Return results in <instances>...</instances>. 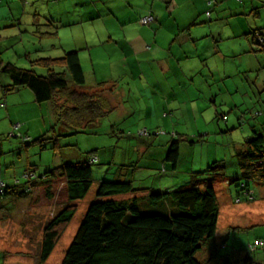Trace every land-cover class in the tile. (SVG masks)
<instances>
[{
  "label": "rangeland",
  "instance_id": "374dc122",
  "mask_svg": "<svg viewBox=\"0 0 264 264\" xmlns=\"http://www.w3.org/2000/svg\"><path fill=\"white\" fill-rule=\"evenodd\" d=\"M51 2L53 5L49 0H0V63L9 62L46 74L45 67L32 61L63 56L67 41L62 44L57 37L53 38L56 33L45 34L53 32L47 21L49 10L61 12L62 5L56 0ZM260 16L264 19V10ZM243 60L245 63L244 57ZM231 81V92H221L217 102L218 114H226L227 121L219 119L211 103V109H204L198 117L186 109L182 116L175 114V123L151 119L161 122V127L153 128L139 107L127 117L107 115L98 124L78 131L66 122H58L51 103L36 102L30 88L12 90L10 76L0 67V102L4 101L2 88L8 87L9 100L22 103L13 117L0 106V182L12 184L28 170L41 175L66 162L83 161L92 152L99 157L92 165L93 184L88 195L72 202L77 205V212L45 262L41 261V247L47 224L69 204L65 182H51V186L43 183L27 197L9 195L0 202V264H61L102 180L134 176L136 186L142 188L153 184L163 188L181 186L191 179L193 171H204L214 161L219 162L216 172L220 174L216 182L220 214L215 248L203 246L197 257L202 264H235L240 258L249 257L246 253L254 245V256L259 264H264V185L256 186L254 201H236L237 183L243 179L237 152L252 134V127L264 123V68L257 65L253 71L236 74ZM192 104L188 108L193 109ZM110 122L118 123L113 127ZM144 128H150L151 144L141 150L140 131ZM21 134L28 136L26 144L19 137ZM178 134L195 143L183 141L177 168L173 170L166 162L168 168L164 170L167 142ZM121 197L124 196L118 198ZM142 209L148 212L143 204ZM219 250L225 255L241 251L242 255L220 256Z\"/></svg>",
  "mask_w": 264,
  "mask_h": 264
},
{
  "label": "trees",
  "instance_id": "16d2710c",
  "mask_svg": "<svg viewBox=\"0 0 264 264\" xmlns=\"http://www.w3.org/2000/svg\"><path fill=\"white\" fill-rule=\"evenodd\" d=\"M215 3L209 5L208 11H212ZM248 36L254 49L264 51V29L254 30ZM32 62L45 67L47 73L39 74L33 68H21L9 62H1L0 67L10 76L12 90L25 86L33 91L36 102L51 103L58 122H66L75 130L84 131L114 111L106 95V82L90 88L86 86L78 50ZM9 90L3 87V96ZM0 106L6 107V101L0 102ZM218 116L224 121L228 119L224 113ZM144 129L146 132L142 133ZM144 129L140 131V140L149 143L150 129ZM251 133L243 148L237 152L243 179L237 183L236 201H254L256 186L264 185V123L253 126ZM183 136L178 134L167 142L168 149L162 164L168 166L167 163H170L173 170L179 164L181 143L190 141ZM19 137L23 143H27V135L21 134ZM190 143L194 144L195 141ZM93 158L97 159L94 161ZM98 159L92 152L83 161L66 162L41 175L28 170L22 179L12 184L1 180L0 202L9 195L27 197L34 187L43 183L51 186V182H65L69 204L47 224L41 247L42 262L51 256L62 232L77 212V205L72 202L88 195L93 184L92 165ZM218 164V161H214L204 171H193L191 179L181 186L163 188L153 184L142 188L136 186L134 176L100 181L96 198L89 204L61 264H202L197 257L201 248H215L220 214L216 190L220 176L216 172ZM166 165L164 170L168 168ZM235 182L237 179L232 181ZM139 190H143V194ZM142 204L148 212L143 211ZM253 246L246 253L249 257L240 258L235 264H251L253 260L259 264L260 260L252 252ZM233 253L242 255L241 251L225 255L219 250L220 256L227 257Z\"/></svg>",
  "mask_w": 264,
  "mask_h": 264
},
{
  "label": "crops",
  "instance_id": "0c3cea01",
  "mask_svg": "<svg viewBox=\"0 0 264 264\" xmlns=\"http://www.w3.org/2000/svg\"><path fill=\"white\" fill-rule=\"evenodd\" d=\"M56 1L61 12L47 14L53 38L67 41L63 54L79 51L88 88L106 82L114 106L109 116L127 117L140 107L155 128L161 122L151 119L175 123V114L186 109L198 117L211 103L218 116V95L231 90V78L264 68V51L248 36L264 29L263 0H214L211 18L208 0ZM148 13L155 20L143 25L140 18ZM7 95L6 113L13 117L22 103Z\"/></svg>",
  "mask_w": 264,
  "mask_h": 264
},
{
  "label": "built area",
  "instance_id": "2783aa9c",
  "mask_svg": "<svg viewBox=\"0 0 264 264\" xmlns=\"http://www.w3.org/2000/svg\"><path fill=\"white\" fill-rule=\"evenodd\" d=\"M208 4L209 5H213L214 4V1L213 0H209L208 1ZM207 16L208 17H210L211 16V12L210 11H207ZM155 20V17H154V15L152 14V13H148V14H146V15H144V16H142L141 18H140V22L143 24V25H148L149 23H151V22H153ZM143 132H146V129H144L143 131H142V133ZM97 158H93V160L95 161Z\"/></svg>",
  "mask_w": 264,
  "mask_h": 264
}]
</instances>
